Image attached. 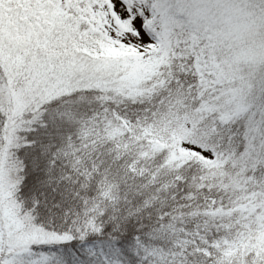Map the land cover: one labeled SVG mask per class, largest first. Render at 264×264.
<instances>
[{
    "label": "snow or ice",
    "instance_id": "6c2138e0",
    "mask_svg": "<svg viewBox=\"0 0 264 264\" xmlns=\"http://www.w3.org/2000/svg\"><path fill=\"white\" fill-rule=\"evenodd\" d=\"M0 264H264V0H0Z\"/></svg>",
    "mask_w": 264,
    "mask_h": 264
}]
</instances>
